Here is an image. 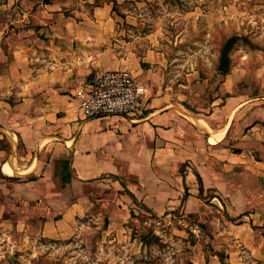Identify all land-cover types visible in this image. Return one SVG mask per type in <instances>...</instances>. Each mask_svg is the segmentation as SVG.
<instances>
[{
    "label": "crops",
    "instance_id": "0c3cea01",
    "mask_svg": "<svg viewBox=\"0 0 264 264\" xmlns=\"http://www.w3.org/2000/svg\"><path fill=\"white\" fill-rule=\"evenodd\" d=\"M114 1L126 0L0 2V140L17 149L0 148V172L27 178L13 195L50 211L40 229L49 239L74 233L94 207L115 222L217 207L228 264H264V101L237 93L209 114L175 104L122 37ZM121 69L150 87L140 112L85 117L78 94ZM33 208L16 224L28 235Z\"/></svg>",
    "mask_w": 264,
    "mask_h": 264
},
{
    "label": "rangeland",
    "instance_id": "374dc122",
    "mask_svg": "<svg viewBox=\"0 0 264 264\" xmlns=\"http://www.w3.org/2000/svg\"><path fill=\"white\" fill-rule=\"evenodd\" d=\"M93 1L88 6L102 0ZM11 5L17 9V0ZM114 10L120 27L127 29L122 37L134 42L142 61L149 60L142 62L143 71L159 81L156 91L168 94L175 104L209 114L213 101L221 104L237 93L264 101V0H126L114 1ZM234 37L225 73L221 58ZM7 145L6 138L0 140V148ZM6 148L17 156V149ZM63 166L66 170L65 162ZM26 181L0 172V264L228 263L214 234L217 207H207L201 216L172 212L157 217L139 210L119 222L94 207L77 220L74 233L49 239L40 229L50 211L39 201L15 197L10 189ZM28 207L38 212L29 235L16 226Z\"/></svg>",
    "mask_w": 264,
    "mask_h": 264
},
{
    "label": "built area",
    "instance_id": "2783aa9c",
    "mask_svg": "<svg viewBox=\"0 0 264 264\" xmlns=\"http://www.w3.org/2000/svg\"><path fill=\"white\" fill-rule=\"evenodd\" d=\"M149 94L148 87L130 69L107 70L78 94L85 117L138 114Z\"/></svg>",
    "mask_w": 264,
    "mask_h": 264
},
{
    "label": "trees",
    "instance_id": "16d2710c",
    "mask_svg": "<svg viewBox=\"0 0 264 264\" xmlns=\"http://www.w3.org/2000/svg\"><path fill=\"white\" fill-rule=\"evenodd\" d=\"M232 43H233V45H232ZM232 43L230 44V42H229L230 45L229 44L227 45V47L225 48V51L222 54V58H221V62H222L221 63V69H222V72H225V73H227V71L229 70V67H230L229 51L234 46V44L236 43V37H234L232 39ZM65 164H66V167H68L66 162H65ZM66 179H68V177L66 175H64V180H66ZM225 264H228V263H225Z\"/></svg>",
    "mask_w": 264,
    "mask_h": 264
}]
</instances>
